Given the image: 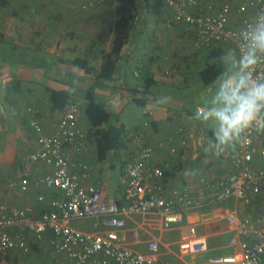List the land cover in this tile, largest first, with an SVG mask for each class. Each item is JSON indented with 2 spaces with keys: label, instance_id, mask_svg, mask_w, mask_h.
I'll list each match as a JSON object with an SVG mask.
<instances>
[{
  "label": "crops",
  "instance_id": "obj_1",
  "mask_svg": "<svg viewBox=\"0 0 264 264\" xmlns=\"http://www.w3.org/2000/svg\"><path fill=\"white\" fill-rule=\"evenodd\" d=\"M92 1H95L92 7L82 9L78 0H0V198L12 205L32 204V216L36 218L46 208L49 198L59 192L31 184L26 192H20L6 181L18 180L27 153L36 148L35 133L28 126L30 116L27 109L38 110L45 132L53 131L55 112L59 108H52L46 88L73 92L66 104L78 99L77 119L82 129L88 132L90 123L85 114V95L93 84L94 99L105 104L111 113V122L125 126L121 136L123 148L110 150L105 160L96 159L94 143L90 139L88 149L74 157L91 164L94 176L99 179L102 176L104 179L101 180L112 188L117 185L111 184V175L105 167L111 162L118 169L119 185L124 161L133 159L139 149L132 139L134 132L140 133L142 144L154 147L153 161L164 170L172 187L195 181L198 177H204L208 184L214 185L230 170L223 153H205L203 141L205 136H211L210 127L191 118L196 108L210 99L217 79L204 85L198 72L214 61L211 50L224 52L229 47L195 49L193 28L184 23L166 22L169 12L163 6L160 13L154 15L146 5L132 9L115 7L113 0ZM120 16L134 17L132 29L118 54L114 80L97 84L93 76L74 67L71 61L75 57L86 58L95 76L103 62V54L112 50L115 24ZM136 70H139L138 76H134ZM144 75L156 82L147 92L132 93L125 89H142ZM4 77H9V81H4ZM188 93H192L189 101ZM133 96L145 101L138 105ZM144 110L150 114L145 115ZM98 163H102L99 168L104 169L102 174L97 172ZM30 169L35 175L45 171L41 163H32ZM38 193L46 195L42 203L35 200ZM251 201L257 204L250 210L252 217L248 215L250 211L246 214L243 202L234 200L211 205L209 210L188 213L179 230L166 231L152 225L141 227L144 223L142 217H129L127 225L136 224L144 237H154L168 247L171 243L167 245L162 240L175 238L187 224L207 217L210 221L206 225H198L197 229L200 234L205 227L213 229L214 232L208 236L209 253H227L231 251L226 243L230 233L223 224L224 209L247 217L249 224L264 230V211L259 208L261 203L264 205V183ZM90 223V220H81L73 225L88 230ZM27 236L33 243L31 252L24 255L15 251L10 256H0V264H72L64 255L54 257L42 242L35 241L31 232ZM126 244L140 251L146 250L143 243L134 244L128 234ZM167 249L172 255H162L161 252L163 264H193L208 254L190 255L187 260L184 255L169 247Z\"/></svg>",
  "mask_w": 264,
  "mask_h": 264
},
{
  "label": "built area",
  "instance_id": "obj_2",
  "mask_svg": "<svg viewBox=\"0 0 264 264\" xmlns=\"http://www.w3.org/2000/svg\"><path fill=\"white\" fill-rule=\"evenodd\" d=\"M78 2L82 9L95 3ZM162 6L169 12L166 22L184 23L193 28L192 44L200 50L233 47L232 33L249 17L264 10V0H162ZM138 75L139 70L134 71V76ZM3 80L9 81V77ZM27 111L36 148L27 153L18 180L8 179L6 183L20 192H26L31 184L59 194L49 198L37 218L32 216V204L12 205L0 198V256L3 257L15 251L29 254L33 243L27 234L31 232L35 241L42 242L54 257L64 255L72 264H163L160 242L154 237H144L136 224L127 228L129 217H142L141 227L152 225L166 231L179 230L190 212L209 210L211 205L234 200L250 203L264 183V134L252 133L244 143L223 153L230 170L216 184H208L204 177H198L172 187L164 170L153 161L154 147L142 144L140 133L134 132L132 139L139 149L133 159L122 165L121 193L117 194L94 176L91 164L74 158L89 146L87 132L77 119L79 103L76 100H70L55 112L51 133L45 132L38 110L28 108ZM143 113L150 114L148 110ZM32 163H41L45 171L33 174ZM1 186L0 181V189ZM45 198V193L35 196L38 203ZM222 215L225 230L230 233L226 242L231 249L229 253H209L208 236L214 231L205 227L200 234L197 229L198 225L210 221L207 217L180 230L175 241L178 253L184 256L208 253L193 264H264V230L249 224L235 211L224 209ZM81 220H90V229L73 225ZM127 234L134 244L143 243L146 250L127 245Z\"/></svg>",
  "mask_w": 264,
  "mask_h": 264
},
{
  "label": "clouds",
  "instance_id": "obj_3",
  "mask_svg": "<svg viewBox=\"0 0 264 264\" xmlns=\"http://www.w3.org/2000/svg\"><path fill=\"white\" fill-rule=\"evenodd\" d=\"M232 42L219 57L222 71L213 94L191 117L210 127L206 154H222L252 133L264 134V10L234 31Z\"/></svg>",
  "mask_w": 264,
  "mask_h": 264
},
{
  "label": "trees",
  "instance_id": "obj_4",
  "mask_svg": "<svg viewBox=\"0 0 264 264\" xmlns=\"http://www.w3.org/2000/svg\"><path fill=\"white\" fill-rule=\"evenodd\" d=\"M144 3L146 7L150 8V11L154 15L160 13L162 0H144ZM133 19V16H120L116 21V35L112 50L103 54V62L95 76L93 75V70L86 58L75 57L71 61V64L74 67L82 69L86 75L93 76L95 79L94 82L97 84L105 80H114V71L119 59L118 54L122 46L128 40L129 33L132 29ZM210 54L214 56V61L204 65V67L198 72V76L204 85H209L213 82L222 71V66L219 63V57L223 54L222 50H211ZM155 84V80L144 75L142 89H132L129 87H125V89L132 93H145ZM46 90L49 94V100L53 105V109L64 107L73 93L72 91L54 90L50 88H46ZM85 99L87 102L85 114L90 123V129L87 132V136L88 139L94 143L96 159L98 161H103L107 158V154L110 150L123 148L121 136L125 131V126L123 124L115 125L111 122V113L106 109L105 104L94 99L93 84L87 88ZM133 101L138 105H142L145 100L144 98H136L133 96ZM210 135H212V132H210Z\"/></svg>",
  "mask_w": 264,
  "mask_h": 264
},
{
  "label": "rangeland",
  "instance_id": "obj_5",
  "mask_svg": "<svg viewBox=\"0 0 264 264\" xmlns=\"http://www.w3.org/2000/svg\"><path fill=\"white\" fill-rule=\"evenodd\" d=\"M113 1H115L114 3V5H116L115 7H132V9H134V7L135 8H138V7H145V3H144V0H134V1H130V0H113ZM114 7V6H113ZM190 95H192V93H188V95L186 94V96H187V100L189 101V100H191V97H190ZM173 96H175V95H173ZM177 96V95H176ZM75 100H78L77 98H75ZM132 105H134V104H132ZM114 160H115V158H114ZM102 165V163H98L97 164V166H98V171L97 172H99V173H103L104 172V169H101V170H99V168H100V166ZM102 168V167H101ZM117 168V167H116ZM105 170L106 171H108L109 172V174L111 175V184H113L114 183V185H117V187L116 186H114L115 188H112L111 186H109L108 184V188H109V190L110 191H112V192H114V193H117V194H119V192H120V187H119V185H118V182H117V176H118V169L116 170L115 168H114V164H112L111 162H110V164L109 165H107L106 167H105ZM101 178H102V176H101ZM100 178V179H101ZM102 179H104V178H102ZM105 182V181H104ZM106 183V182H105ZM114 193H112V194H114ZM241 202H243V201H241ZM257 202H259V201H257ZM263 202V201H262ZM255 203V202H254ZM253 203V201H251L250 203H245V202H243V206H244V209H246L247 211H246V214L252 209V208H254L255 206H257V204H254ZM264 203V202H263ZM250 208V209H249ZM259 208H263V210L262 211H264V205H262V203L260 204V206H259ZM249 209V210H248ZM252 211V210H251ZM249 212L248 213V215H250V217H252V216H254V215H252V212ZM264 213V212H263ZM241 215H243V213L241 214ZM247 218V217H246ZM138 222H140V219H138ZM131 227H133L132 225H130L129 223H128V225H127V228H131ZM177 238H178V235H176V237L175 238H170V240H168V239H164V240H162V242H164V241H166L167 242V245H168V243H171V244H169L168 245V247L170 248V250H172V251H175V252H177L178 253V251H177V247L175 246V242L174 241H176L177 240ZM161 244V243H160ZM162 245V244H161ZM176 248H175V247ZM162 247H164V248H162V250H161V252H162V255H172L171 254V252H169V250L164 246V245H162ZM230 251L228 250V252L227 253H229ZM162 257V256H161ZM189 258H190V255H186L185 256V259H187V260H189Z\"/></svg>",
  "mask_w": 264,
  "mask_h": 264
}]
</instances>
